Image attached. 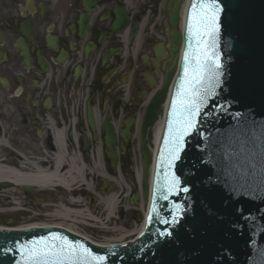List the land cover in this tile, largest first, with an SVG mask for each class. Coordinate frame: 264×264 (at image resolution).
<instances>
[{
    "label": "water",
    "instance_id": "95a60500",
    "mask_svg": "<svg viewBox=\"0 0 264 264\" xmlns=\"http://www.w3.org/2000/svg\"><path fill=\"white\" fill-rule=\"evenodd\" d=\"M194 2L201 0H190L183 32H175V50L181 49L180 62L168 71L141 126L142 194L137 191L130 202L138 206L144 200L147 217L143 231L134 241L104 247L58 227H3L0 264H24L21 246L52 235L66 237L73 244H83L93 255L107 257L104 264H264V0H220L224 9L219 37L224 82L218 94L205 102L196 131L185 138L181 159L171 169L181 180V187L189 188V192L162 199L166 193L164 173L169 171L164 141L175 132L171 107L189 50L188 24ZM179 19L177 9L172 17L175 27ZM166 100L163 132L153 158L152 128ZM90 117L94 126L91 110ZM170 124L172 133L168 131ZM105 129L107 156L117 172L118 141L109 118ZM135 132L133 119L121 129L126 143ZM237 171L247 174L243 182L235 179ZM114 186L111 184L109 190ZM175 204L184 206L186 214L181 223L162 224L161 218L174 215ZM154 207L156 212L152 211ZM211 210L216 214H209ZM165 231H172L173 236H161Z\"/></svg>",
    "mask_w": 264,
    "mask_h": 264
},
{
    "label": "flooded vegetation",
    "instance_id": "af4514ba",
    "mask_svg": "<svg viewBox=\"0 0 264 264\" xmlns=\"http://www.w3.org/2000/svg\"><path fill=\"white\" fill-rule=\"evenodd\" d=\"M186 3L0 0V140L8 147L9 141L22 143L29 169L37 168L36 159L42 158L37 156V143H45L53 154L65 144L67 153L73 151L83 159L101 145L97 150L110 165L105 145L109 118L115 127L120 167L132 173L139 159L134 144L142 139L148 106L180 54V49L175 50V32ZM177 9L180 19L175 27L172 17ZM132 119L136 133L126 143L121 129ZM42 166L53 167V162H41ZM70 166L61 163L59 172L64 174ZM82 167L74 165L73 171ZM90 171L86 177L94 205L102 180L94 168ZM83 185L74 183L70 192L63 188V196L56 195L39 211L53 215V206H70L76 199L84 205L90 188Z\"/></svg>",
    "mask_w": 264,
    "mask_h": 264
},
{
    "label": "snow or ice",
    "instance_id": "6c2138e0",
    "mask_svg": "<svg viewBox=\"0 0 264 264\" xmlns=\"http://www.w3.org/2000/svg\"><path fill=\"white\" fill-rule=\"evenodd\" d=\"M223 12L220 0H210L208 3L201 0L194 2L191 7L188 24L189 50L185 53L182 79L171 107L175 132L170 140L166 138L164 141L168 148L169 169L164 173V200L189 192V188L181 187V180L171 169L181 159L185 138L196 131L198 118L206 106L205 102L209 97L218 94L217 90L224 82V63L219 50ZM168 131L173 132L171 124ZM246 176L245 172L237 171L235 179L243 182ZM183 208L180 204L173 205L174 215L171 218H161L160 222L164 225L180 224L182 216L186 214ZM152 211L156 212V208ZM209 214L215 215V210H211ZM152 219L150 215L149 223ZM160 235L171 237L173 232L165 231ZM20 251L24 254V264H104L107 259L105 256L93 255L83 244H73L60 235L35 240L29 245L21 246Z\"/></svg>",
    "mask_w": 264,
    "mask_h": 264
},
{
    "label": "rangeland",
    "instance_id": "374dc122",
    "mask_svg": "<svg viewBox=\"0 0 264 264\" xmlns=\"http://www.w3.org/2000/svg\"><path fill=\"white\" fill-rule=\"evenodd\" d=\"M8 144L10 147H8V145L6 144L3 147L4 151H2L3 154H1L0 157L15 158L16 159L18 154H22L24 157H26V158H24V157H22V158H24L25 161L28 162L27 150L25 149V147L19 146L22 143H15V142L9 141ZM140 145H141L140 140H138L137 143L134 144V149L138 152V157H139L138 160L140 163L139 166L142 165L141 164ZM36 146H37V148H36L37 156L39 155L40 158L42 157L41 159L37 158L36 161L37 162L46 161L48 164L54 161V154H58L59 152L63 153V151H64L62 146H60V147L58 146L57 148L54 149V154H53L49 151V149L46 148L45 143H37ZM100 146L101 145H99V147H97V148L99 149ZM97 148H95L96 154L98 152ZM9 150H14L13 152H15V153H11V151H9ZM18 151H20V153ZM45 151H47V153H45ZM74 155L76 156V154H74L73 151L71 154L66 152V157L64 158V161L62 163H68V162L71 163L73 161L72 157ZM100 159H101V164H102L104 170L107 173L112 174V171L110 170V165H109V162L107 161V159L102 154L100 155ZM86 163L89 164V162H86ZM76 165L81 166L80 162ZM38 166H40V165H38ZM84 167H85L84 168L85 173L88 176H90L91 175V174H89L90 167H88V166H84ZM76 168H78V166H76ZM136 168H137V166H135V169ZM139 168H141V166ZM94 170L97 174H99V176L102 180L103 177L101 175L100 167L96 166L94 168ZM74 171H76L75 168H74ZM81 173H82V171H80V169H79L77 172H75L73 174V176L75 177V180H74L75 184H81V181H80V178H81L80 175H82ZM62 176L65 178V175H62ZM118 176L123 179L122 184H120V185L117 184L116 186H114V189L108 191L100 183L101 184V187H100L101 190H100V192L98 191L97 195H96V196H99L100 198H103V197H106V195L110 194L111 192H115L116 195H118L122 191H124L123 192L124 195H122V197L120 196V198H119L120 204L118 203L119 205L116 208V213L113 217L114 220H111V222L106 223V221H105V217L107 216V211H106L105 205L102 201L103 199L98 200V202H95L94 205L90 204L89 197L93 192V188L89 184L83 185L85 187L90 188V189H87L89 196H86L84 199V202H85L84 208L89 210L87 213H89L91 216L89 215L88 218L89 217L90 218L95 217V218H97L96 221L89 220L87 218L84 219V218H80V217H76V216H72V218L67 219V220L66 219L61 220L58 217V215L53 216L51 214V212L49 214H43L41 211H39V210H44L46 207H48L51 203V200L56 199V197H57L56 195H62L63 196V187H61L59 185H54V187L51 188L50 190L45 189V188L43 189L42 187H37L36 189L30 190V191H23L18 186L16 188H13V186L11 184L4 183L0 189V195H1V197H0V224L8 225V226H18V225H22V224L34 223L37 221H47L48 223H59V222L65 221V224L72 225V227L74 228V230L76 232L81 233L87 237H90L96 241H103V239L106 237L111 238V239L113 237L118 238V234H117V232H115L114 228L135 229V228L140 227L142 224V219H141V217L139 218V216H142L141 210L138 208H135V209L132 208L134 206H131V204H129L128 200L125 199L126 195H129V192L131 189L133 190L132 193L137 191L138 182L136 179V173L132 172L129 174V173H127L126 170L123 169L122 173L119 172ZM115 177H117V176H115ZM97 184L98 183L95 181L94 186ZM5 192L7 194H5ZM13 193H14L15 199H18L21 202V206H20L21 210H20V212H17V213H14V212L4 213L3 212L4 209H9L12 206L3 205V197L4 196H10L11 197V195ZM1 203H2V205H1ZM59 204L63 205L61 203H58V205ZM123 205H125L127 207H124ZM67 206H69V205H67ZM9 219H12L13 221L11 223H8ZM99 220H101V221H99ZM107 224L110 225V229L105 227ZM108 234H111V235H108ZM112 234H114V235H112Z\"/></svg>",
    "mask_w": 264,
    "mask_h": 264
},
{
    "label": "bare ground",
    "instance_id": "6f19581e",
    "mask_svg": "<svg viewBox=\"0 0 264 264\" xmlns=\"http://www.w3.org/2000/svg\"><path fill=\"white\" fill-rule=\"evenodd\" d=\"M182 12H184V9L182 10ZM181 26H182V24L180 22V27ZM181 32H182V29L180 30V33ZM179 57H180V54H179ZM179 57H178L176 63H179V59H180ZM162 130H163V120L160 121L157 125L156 133H155L154 140H153V146H151V148H150L152 152H154L156 150V146L158 145ZM6 144H7V142L0 140V146H2V145L5 146ZM100 155H101L100 152H97V154L95 153L94 154V160L89 161V164H87V163L83 164L82 159H81L79 154H77L76 156L74 155L72 158L73 161L71 160L72 162L70 163L71 164L70 168L66 172H64V174L59 172V165L64 161V158L66 157V153L64 151H63V153L59 152L58 154H54L53 167H48V166L40 167V166H38L37 168H34V169H29L28 163L25 161L24 158H22L23 156H21V155L20 156L17 155L16 159L15 158L0 157V189L4 183L11 184L13 186V188H16L17 186H19V187H21V186H32V187H36V188L42 187L43 189L45 188L48 190L53 188L54 185H59V186L63 187L64 189L68 190V192H70V190H72L71 186L74 184L73 181L75 180V178L73 176V174L75 173L73 171V167H74V165L78 164L79 162H80V165L83 167L84 166L90 167V170L95 168L96 166L100 167L101 175H102L103 179L104 180H110L111 176L104 170V168L101 164ZM42 163H47V162L43 161ZM65 164L66 163H64V165ZM36 165H41V161H40V163H37ZM83 167L81 169L82 175H80V177H81L80 181H81V183H84L85 185H87V184H89L88 183L89 178L86 177L88 175L85 173V171H83ZM152 172H153V164L150 167V181L152 180ZM92 173L93 172H91L89 174H92ZM136 173H137V182L139 183L137 191H140V193L142 194V189H141V187H142V171L140 170V168L136 169ZM62 175H65V178ZM113 180L118 185L122 184V182H123V179L119 176L114 177ZM14 193L11 195V197L3 195L4 196L3 197V205L12 206L9 209H4L3 210L4 213L20 212L21 202L18 199H15ZM5 194H7V193L5 192ZM122 195H123V192H121L118 195H116L115 192H111L110 194L106 195V197L100 198L101 200L103 199L102 201H103V203L105 205V209L107 211V216L105 217L106 223L111 222V220H114L113 217L116 213V208L120 204L119 198H120V196L122 197ZM0 197H1V195H0ZM143 204H144V202H142V200H141L140 205H138V209L142 210V212L145 213V206H143ZM1 205H2V203H1ZM123 206L127 207L125 205H123ZM53 209H54L53 210L54 211L53 216L58 215V217L61 220L62 219H66V220L70 219V218H72V216H76V217H80V218H84V219L87 218L89 220H94V221H96V219H97L95 217H91V218L89 217L88 218V216L90 214L87 212L89 210L85 209L84 205H81V201L79 199L74 200V202L70 206H67V205L64 206V205L59 204L56 207L53 206ZM99 221H101V220H99ZM142 221H143L141 224L142 227L140 226V227L135 228V229L114 228L115 232H117V234H118V238H115V237H113L112 239L111 238H104L103 241H100L99 243L97 242L98 245L99 246H108L111 243H124L128 239H132L138 232H140L143 229L144 220H142ZM43 224L44 223H41V222L22 224V225H18V226H8V225L0 224V227H5L6 229H9V227H12L13 229H15V227H17V229H27L26 227H28V228L33 227L34 228V227H39V226H46ZM55 224L63 225L69 231L76 232L74 230V228L72 227V225L65 224V221L55 223ZM105 227L110 229L109 224H107ZM78 234H81V233H78ZM81 235H83V234H81ZM112 235H114V234H112ZM83 236H85V235H83Z\"/></svg>",
    "mask_w": 264,
    "mask_h": 264
}]
</instances>
